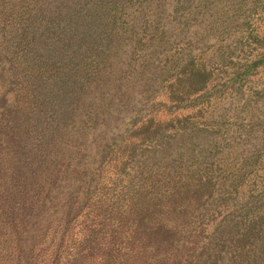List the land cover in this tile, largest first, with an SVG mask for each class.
Segmentation results:
<instances>
[{
    "label": "rangeland",
    "instance_id": "1",
    "mask_svg": "<svg viewBox=\"0 0 264 264\" xmlns=\"http://www.w3.org/2000/svg\"><path fill=\"white\" fill-rule=\"evenodd\" d=\"M130 1L106 30L91 16L82 67L111 66L113 90L89 79L97 119L51 123L48 182L15 186L39 211L0 217V264H264V0ZM29 4L0 0V137L41 57L15 48Z\"/></svg>",
    "mask_w": 264,
    "mask_h": 264
},
{
    "label": "trees",
    "instance_id": "2",
    "mask_svg": "<svg viewBox=\"0 0 264 264\" xmlns=\"http://www.w3.org/2000/svg\"><path fill=\"white\" fill-rule=\"evenodd\" d=\"M33 1V6L29 4L22 8L27 21L24 29H21L16 37L15 48L16 51L18 47L32 49L41 57L37 59L29 54L24 58L21 57L22 69L31 70V72L18 75V81L21 84L15 88L18 91L19 102L15 105V113L9 110L4 117L7 121L14 118L16 133L0 137V217L2 219L8 217L14 229L18 228L14 210L16 205H20L19 209L24 213L26 211L27 214L39 211V207L35 209L34 206L27 205L26 201H23L24 197L18 198L19 193L15 190V186L18 185L16 179L19 176L24 183L21 190L24 188L26 193L30 192L34 182L42 185L48 182L50 174L47 175L44 171L40 176L34 174L33 165H35V157L39 158L41 165L47 162L49 155H46L43 149L49 145L48 135H51V123H55V120H62L64 123L73 122L83 117L97 119L96 107L92 108L90 114L78 111L79 106L81 108L85 106L89 110L93 102L97 100V96L93 93H89L91 98L88 94L85 95L89 79H95L91 83L94 90L99 86L101 89L105 87L107 91L113 90L111 66L102 68L103 74H94V69L98 65L92 64L89 60L82 67V60L86 56L92 61L96 57L93 49L85 51L90 47L88 40L92 36L91 31L98 29L97 26H91L95 23L91 22V16L96 14L100 20L98 23L106 30L107 21L111 26L114 21L111 12L108 14L107 12L113 11L115 17L119 9L131 4L130 0ZM40 23L47 26L45 31L39 28ZM23 24L24 22L21 23V27ZM102 57L106 59L109 55L106 53ZM56 65L61 66L56 73L39 71ZM79 68L83 72L82 76L79 75ZM14 76L16 77V74ZM106 98L108 102L112 100L110 96ZM119 98L123 99V97ZM102 107L106 108V115H109L111 103L104 104ZM31 122L41 126V129L33 131H41V135H47L42 138L43 142L40 145L42 149H38L40 154L35 153L34 150L38 147L36 146L37 135H28L33 125L30 124ZM7 188L8 192H6Z\"/></svg>",
    "mask_w": 264,
    "mask_h": 264
}]
</instances>
